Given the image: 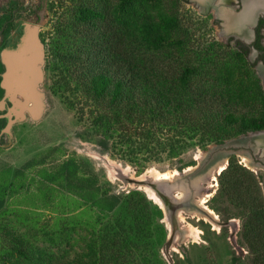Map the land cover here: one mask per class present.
I'll use <instances>...</instances> for the list:
<instances>
[{"label": "trees", "instance_id": "obj_1", "mask_svg": "<svg viewBox=\"0 0 264 264\" xmlns=\"http://www.w3.org/2000/svg\"><path fill=\"white\" fill-rule=\"evenodd\" d=\"M169 1L174 5L176 0ZM75 11L76 23L92 27L96 33L84 36L80 46L63 45L65 38L60 35L66 33L65 25L57 27L59 31L48 43L51 69L56 73L51 91L65 98L69 108L78 109L80 119L85 115L86 130L98 137L97 143L104 150L144 168L160 155L176 157L193 146L204 148L210 142L219 144L264 129V92L257 79L251 83L252 92L262 112L237 116L228 108L233 95L229 89L212 90L207 84L190 87L193 68L185 67L172 82L161 71H147L137 56L132 59L134 53L129 55L127 49L120 48L124 27L130 26L135 30L132 35L138 31L140 38L138 55L144 50L161 51L168 45L180 50L184 47L177 35L179 19L169 9L161 10V0H118L112 17L121 26L116 23L115 30L106 28V23L104 30L99 27L107 20L102 9L81 4ZM238 46L247 52L246 47ZM5 126L0 117V130ZM58 150L49 148L25 161L15 170L14 178L21 181L24 171L40 166L36 174L45 185L38 188H59L77 196L60 197L73 203L75 208L68 211L79 210L65 216L54 213L44 233L56 242L84 231L81 251L61 261L54 254L36 252L1 224L0 244L8 251L1 254L0 264H161L157 251L167 232L159 205L140 189L113 194L110 186L101 185L83 161L73 156L42 167L45 157ZM217 178V196L212 199L230 202L241 216L238 241L247 250V264H264V196L256 177L230 157ZM15 184L0 185V207ZM8 255L14 257L12 262L5 261Z\"/></svg>", "mask_w": 264, "mask_h": 264}, {"label": "rangeland", "instance_id": "obj_2", "mask_svg": "<svg viewBox=\"0 0 264 264\" xmlns=\"http://www.w3.org/2000/svg\"><path fill=\"white\" fill-rule=\"evenodd\" d=\"M117 3L118 0H0V25L10 17L11 7L23 8L27 5L28 11L16 14L15 27L19 30L20 23L27 19L31 21L32 36L30 39H35L37 35L40 56L39 61L36 62L40 75L37 77L32 91L36 103L30 110H25L23 116H19L20 108L16 113L8 105L5 106L1 100L4 88L0 85V115H6V110L12 113L6 115L9 116L7 125L0 130V185L16 183L14 191L7 192L4 196L3 204L0 207V225L6 224L21 241L29 247H33L36 252L54 254L61 261L72 259L76 253L81 251L84 231L73 233L68 236V239L59 238L56 242H51L49 235L44 231L47 230L46 225L51 224L54 213L65 216L67 213L71 214L79 210L77 208V210H73L74 212L68 211L67 209L70 207H75L73 203L64 202L60 198L61 196L71 195L72 198H78L63 189L58 188L56 191L55 189L38 188L40 185H45L40 182L41 180L36 174V170L40 166L34 170L24 171L21 181L14 178L15 170L25 161L39 157L49 148L59 147L55 155L52 153L50 157H45L42 167L48 168L52 166L51 164H57L63 159L73 156L83 161V166L97 177L101 185L110 186L113 194L122 195L129 190L140 189L149 198L151 197L152 201L163 207L158 196V199H154L143 186L136 188L134 183H131L127 178L138 177L142 174L148 177L153 172H169L176 175L177 172L195 169V166L199 165L204 157V153L208 149L215 148L212 147L215 143L210 142L204 148L193 146L176 157L159 154V157L145 163L142 168L134 162L128 161L122 155L101 148L97 143L98 137L86 130L85 115L83 114L80 119L78 109L69 108L64 102L65 98L51 91L56 73L51 69L53 60L49 54L48 43L57 34L58 28H61L59 26L65 25L63 28L66 29V33L63 32L64 34L60 35L65 38L62 40L63 45L73 43L75 46H80L84 41V36L94 35L96 32L91 30L92 27L76 23L75 10L77 6L82 4L102 9L107 13V20L100 23L99 27L104 30L103 24L106 23V28L112 27L115 30L118 25L121 26L112 17L115 10L117 11ZM173 3L174 5L169 0H161V10L165 12L169 9L177 15L179 19L177 35L182 38L185 44L181 50L168 45L161 51L144 50L138 55L136 47L140 45V38L137 36L138 31L132 35V32L135 31L132 26L124 27V33L120 36L122 41L120 48L127 49L129 55L134 53L131 58L134 59L137 56L136 59L144 62V68L147 71H161L167 80L172 82V77H177L185 67H191L194 69L190 79L191 88L196 89L200 85L207 84L212 90L225 91L229 89V92L233 93L228 104L231 112L237 116L260 114L261 106L253 97L251 83L257 79L264 92L262 84L264 76L260 75L259 70L255 67L254 53L250 50L244 53L236 44L239 39L234 38L230 30L226 31L224 16L221 13L222 9H227L233 14H238L242 10L238 0H232L230 4L220 10V14L213 7L206 9L191 1L176 0ZM229 6L230 8H227ZM233 10L239 12L234 13ZM110 22L115 24L111 25ZM7 31L10 30L7 29ZM180 33L182 34L180 35ZM114 38L118 39L117 36ZM262 38L264 41V34ZM5 94L9 95L10 93L5 91ZM16 94L13 95L14 100L19 98ZM12 105L14 108L18 106L14 103ZM249 144L252 143L246 141L241 144H230L228 150L232 153L229 158L233 157L237 163L254 174L264 196V163L258 162L263 159L264 155L258 149L252 156L248 155L249 158L243 153L249 152L246 147ZM242 155L248 157L249 163L242 161ZM227 164L228 162L225 163L224 168ZM215 171V180L210 178V175L214 174L212 171V174L205 176L204 180L194 186L193 190L191 188L190 195H187L192 200L195 199L197 204L200 195L202 198L205 197V205L216 214L215 220H210L207 214L199 213L194 208H188L189 211L180 208L185 221L177 220L175 242L167 248L165 242L172 225L169 213L165 214L162 210L161 221L165 225L167 233L164 242L157 251L162 261L161 264H205L208 262L212 264H247V250L238 241L241 216L230 202L218 197L212 199L218 189L217 177L219 173L217 172L219 170ZM177 190L183 192L179 188ZM51 208L56 211H52ZM187 225L191 228H187ZM179 229L181 230L179 231ZM7 251L8 248L6 247L4 250L0 244V257ZM13 260L12 255L5 258L6 262Z\"/></svg>", "mask_w": 264, "mask_h": 264}, {"label": "flooded vegetation", "instance_id": "obj_3", "mask_svg": "<svg viewBox=\"0 0 264 264\" xmlns=\"http://www.w3.org/2000/svg\"><path fill=\"white\" fill-rule=\"evenodd\" d=\"M231 1L232 0L222 2L219 0H205L204 2H199L198 0H192L191 2L195 5H201L206 9H211V7H213L215 11L218 10L220 14V10L230 4ZM259 1L261 0H257V2ZM238 2L239 6H242L243 9L244 0H238ZM257 5L259 4H256V7ZM258 7L257 11L255 8V11L252 12V14H254H251V20L247 22L245 26L246 29L243 30L245 34L242 35L235 29H230V32L233 34L234 38L239 39L236 44L239 43L240 45L241 42H243L241 46L246 47L247 52L250 50L254 53L255 67L259 70L260 75L264 76V49L261 48L264 46L262 38L264 34V9L261 6ZM227 8H230V6ZM26 11H28L27 5L23 6V8H18L17 6L11 7L10 17L4 20L0 25V85L4 88L1 100L4 102L5 106L8 105L15 110L16 113H18L20 108L19 116H23L25 110H30L34 107V103H36L32 91L34 90L33 86L37 81L38 75V63L36 62L40 59L38 50L39 41L36 39L37 35L36 38L34 37L35 39H30L32 36L31 21L27 19L20 23L19 30L15 27L16 14ZM233 12L238 13L239 11L235 12L233 10ZM12 26L14 28H11ZM7 29L10 31H7ZM35 32L37 33V29ZM262 84L264 86V80ZM5 91L10 94L6 95ZM15 93L19 96L18 100L13 99ZM12 103L18 105L17 108H14ZM7 114L12 113L6 110V115ZM6 115L1 114L0 116H2L7 123L9 116ZM258 162L264 163V160H259Z\"/></svg>", "mask_w": 264, "mask_h": 264}, {"label": "water", "instance_id": "obj_4", "mask_svg": "<svg viewBox=\"0 0 264 264\" xmlns=\"http://www.w3.org/2000/svg\"><path fill=\"white\" fill-rule=\"evenodd\" d=\"M185 2H190L192 0H183ZM258 4L257 2H255ZM259 5H257L256 11L258 10ZM255 11V10H254ZM253 11V12H254ZM256 15V14H255ZM40 71L38 69V75L39 77ZM38 112V109L36 110ZM260 137V139L257 141L255 137ZM255 138V140H254ZM249 141L252 143L250 146H246L249 149V152H243L245 155H251L256 150H261L260 153L264 155V129L263 130H257L250 132L246 135H240L236 138H231L229 140L224 141L223 143L214 144L212 147L214 149H208L204 153V157L199 162V165L195 166V169H188L187 171H181L177 172L176 175H174L171 178H157V179H151L149 177L137 179L135 176L128 177L127 179L134 183L136 188H138L140 185L148 186L152 188L156 195L161 199L163 207L159 205L160 208L164 211V213H169L170 219H171V231L166 239V246L169 248L171 244L175 242V231L177 229V210L182 208L187 210L188 208H194L196 211H199L206 214V210L199 206L197 202L192 200L189 196H187L190 192V189L194 188V186H197L199 182H202L208 174L212 173L215 169H217L219 164L224 163L223 168L225 166V163L228 162V158L231 155L232 151L228 150L230 144H241V142ZM211 147V148H212ZM250 158V156H248ZM252 160V158H251ZM264 160V157L263 159ZM218 171L217 173H219ZM181 189L183 191V194L181 197H177V189ZM190 195V194H189ZM187 196V197H186ZM158 204V203H157ZM169 209V210H168ZM189 211V210H187ZM193 211V210H192ZM190 213V212H188ZM181 229H179L180 231Z\"/></svg>", "mask_w": 264, "mask_h": 264}, {"label": "bare ground", "instance_id": "obj_5", "mask_svg": "<svg viewBox=\"0 0 264 264\" xmlns=\"http://www.w3.org/2000/svg\"><path fill=\"white\" fill-rule=\"evenodd\" d=\"M200 1L202 2V1H205V0H200ZM219 1L222 2V1H226V0H219ZM255 2H257V0L256 1L255 0H244V7L238 14H233L231 11H229L227 9H225V10L222 9L221 13H223V16H224V21H225L224 22V28L226 29V31H228L230 29H235L238 32H240V34H242V35L245 34L243 30L246 29L245 26H246L247 22L251 20V14L255 10V7H256V3ZM257 3L259 4V6H261L264 9V0H261V1L257 2ZM255 138L257 139V141L260 139V137H258V136L255 137ZM255 138H254V140H255ZM241 158H242V161H244L245 163H249V159H248L247 156L242 155ZM223 165H224V163L219 164L217 169H215V170L221 171L222 168H223ZM215 172H214V174L210 173V174H212V175H210V178H212V180H215V176H214ZM173 175H174L173 173L171 174L169 172H163V173H159V172H155L154 173L153 172L148 177H151L153 179H157V178H171ZM136 178L137 179L145 178V175L142 174V175H139ZM141 186H143L144 189H146L149 192V194H152V197L154 199H158L155 191L152 188L150 189V187L144 186V185H140L139 187H141ZM182 193L180 191H178L177 192V197H181ZM202 196H203V194H202ZM205 201H206L205 197L202 198L201 195L198 197V205L201 206L202 208L206 209V214H207L208 217H210V220L211 219L215 220L216 219V214L210 208H208L205 205ZM176 215H177V219L180 222H184L185 221L184 214L182 213V209H178ZM193 215H195V214H193ZM205 216H203V217H205ZM187 226H188L187 228H191L189 225H187Z\"/></svg>", "mask_w": 264, "mask_h": 264}]
</instances>
